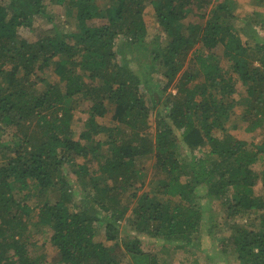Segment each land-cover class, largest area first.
Wrapping results in <instances>:
<instances>
[{"label":"trees","instance_id":"1","mask_svg":"<svg viewBox=\"0 0 264 264\" xmlns=\"http://www.w3.org/2000/svg\"><path fill=\"white\" fill-rule=\"evenodd\" d=\"M51 1L66 6L75 26L32 41L22 32L48 15L46 0H0V264H48L32 239L43 228L57 251L51 264H163L139 237H121L120 222L131 214L135 230L184 249L203 224L196 190L204 184L225 197L229 217L257 213L234 225L230 240L240 264H264V188L261 195L254 188L264 140L248 144L232 131L264 126V40L250 45L241 36L264 20L244 18L238 28L233 0H150L163 35L150 54L164 78L159 89L147 66L133 69L117 50L121 37L135 48L147 42L145 0ZM52 64L59 82L40 88L37 70ZM80 102L89 118L77 137ZM109 115L110 123L99 121ZM182 143L206 149L186 156ZM149 155L154 187L140 192ZM66 164L82 187L80 202ZM100 221L105 240L97 238Z\"/></svg>","mask_w":264,"mask_h":264},{"label":"rangeland","instance_id":"2","mask_svg":"<svg viewBox=\"0 0 264 264\" xmlns=\"http://www.w3.org/2000/svg\"><path fill=\"white\" fill-rule=\"evenodd\" d=\"M145 20L148 28L147 42L144 45L136 46L131 43L125 37L119 38L117 41V50L119 51V60L122 62H128V64L135 70L147 66L148 70L151 72L152 83L162 89L164 85V78L159 73V68L151 60V50L154 45V40H162V36H158L160 32V27L156 19L155 10L150 0H145ZM214 2H219L222 0H213ZM236 3V13L239 18L236 20V25L238 28L242 29L244 25V18H247L254 22L255 19L264 20V0H233ZM100 6H106L109 0H97ZM48 5V15L47 16H37L34 24L33 30L23 31L22 34L29 40H37L40 37L48 33L52 27H57L58 29L72 30L75 26V20L67 14L66 6L59 5L51 0H46ZM210 8H208L209 10ZM196 18V17H195ZM193 18V19H195ZM192 19V20H193ZM246 31L241 30V36L244 42L250 45H255L257 41L264 40V27L261 25L250 26L246 25ZM158 36V37H157ZM156 40V42H157ZM200 48L196 46L195 48ZM195 50V49H194ZM193 50V52H194ZM194 54L191 53L189 58L192 59ZM192 61V60H191ZM189 64L185 65L188 68ZM223 66L225 69L229 68V63L227 60H223ZM38 74L43 77V80H39L38 86L40 88H46L48 83L59 82V76L54 71V64L49 70L40 71L37 70ZM238 93L237 96L243 93V86L241 82L238 83ZM141 90L147 96H150L149 88L145 85H141ZM172 94H175L177 89L172 87L169 89ZM86 103L80 102L77 105L75 111L73 128L76 131V136L79 137L85 124L88 121L89 114L85 110ZM165 108L161 106L160 109ZM151 115L149 118V130L152 135H155L157 130V110L154 108L151 110ZM241 112L240 109L237 113ZM164 113V112H163ZM99 121L104 124H108L111 121L110 115L106 118H100ZM240 139L247 141L248 144L251 143H261L264 140V126L258 128L256 131H246V124L240 123V126L232 130ZM9 133L2 135V140H11ZM181 149L186 156L195 153L197 155H202L206 148H189L182 143ZM83 161V160H80ZM154 158L149 155L141 160L140 167L144 168V186L140 188V192L153 190L155 177L154 169ZM255 170L261 175L258 183L255 185V194H263V173L264 170V156L255 165ZM65 173L69 175L68 178L72 185V191L74 195L75 202L81 201V190L82 187L79 180L73 174V169L71 166H65ZM50 196H52L50 194ZM36 197L33 199L32 206H35ZM53 197V196H52ZM197 201L199 202L202 210L204 211V220L200 228V231L194 235V242L188 245L186 248H178L177 240L169 241L158 236H151L147 233L140 232L134 229L131 222L132 215H127L120 222V235L121 237L133 236L139 237L141 239L142 248L157 256L163 264H240L236 259L234 254L233 244L231 243V236L234 231V225L238 224H250L256 219L257 213H245L237 214L235 216H228L227 205L225 203V197H220L208 193L207 185H201L196 190ZM55 200V196L53 198ZM35 214V213H34ZM97 238L99 240H105L106 229L104 228V221L97 222ZM50 231H46L45 228L42 231L36 232L32 239L38 240L39 244L35 247L37 252H42L45 255L46 262L51 264L56 257V249L54 245L50 242Z\"/></svg>","mask_w":264,"mask_h":264}]
</instances>
